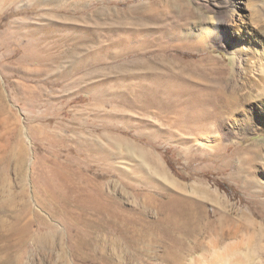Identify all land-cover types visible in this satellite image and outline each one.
<instances>
[{
  "label": "rangeland",
  "instance_id": "rangeland-1",
  "mask_svg": "<svg viewBox=\"0 0 264 264\" xmlns=\"http://www.w3.org/2000/svg\"><path fill=\"white\" fill-rule=\"evenodd\" d=\"M261 25L264 0H0V264L263 263L264 119L215 102Z\"/></svg>",
  "mask_w": 264,
  "mask_h": 264
},
{
  "label": "bare ground",
  "instance_id": "bare-ground-1",
  "mask_svg": "<svg viewBox=\"0 0 264 264\" xmlns=\"http://www.w3.org/2000/svg\"><path fill=\"white\" fill-rule=\"evenodd\" d=\"M250 1H257V0H250ZM232 4H233V2H231V5ZM238 4H241V2L236 3L233 7L235 9H237L239 7ZM239 9H243V6H241ZM233 12H234V10H233ZM257 13L259 14V12H257ZM260 16H257L258 18H255L254 22L257 25H259L260 23L263 22V20L260 18ZM198 25H199V27L198 26L194 27V29H195L194 32H196L200 35L203 42H207L211 39L216 41V42H219V43L227 42V40L231 39V37H233L235 34L233 32L234 20H232V14H230V16H228V17L227 16H221L220 21L217 23L216 26L214 25L213 28H210L209 22H206L205 20H202L200 23H198ZM197 27H198V29H197ZM245 30L246 31L248 30L249 32H247L246 34H248V35L251 34L253 38L250 37V39H252V40H250L252 43H249V46L246 48L247 49L246 51L243 47L245 57L242 59L243 60L242 61L243 67H240V70H241L240 75L244 74L242 81H240L239 79H236L235 78L236 76L234 74H232L233 76L230 77L231 81H230V83L228 82L229 94H228L227 98H220L219 97L218 99H216L215 102L216 103H223V106H222L223 108H226L227 111H229V112H234V111L238 110L242 104L247 105V103L250 102L251 99H255L254 102L257 105V109L259 110L258 111L259 115H260V117H262L264 119V25H261L257 30H250L248 28H245ZM66 181H67V179H66ZM68 181H70V180H68ZM65 187L66 186H64V188ZM62 190H64V189H62ZM66 190H67V188H66ZM77 192H79V191H77ZM74 193H76V192H74ZM60 194H62V192ZM84 198H86V197H84ZM61 203H62V201H61ZM249 224L250 225L248 226V228L255 226V228L258 229V226L256 224H253V223H249ZM261 231H262V229H261ZM81 241H83V240H81ZM240 242L243 243L242 240ZM247 242H249V241L247 240ZM237 246H238L237 244H233V243L230 246H228L227 250H226L227 255H226V257H224V255H223V257L225 259L228 257V255L233 257V254L237 251L238 248H240L239 246L237 248ZM252 249H253V247H252ZM262 251H263V249H262ZM253 252H256V251L254 250ZM236 255H238V254H236ZM228 259H230V257H228ZM222 262L223 261H221V263ZM232 263H234V261H232ZM261 264H264V261Z\"/></svg>",
  "mask_w": 264,
  "mask_h": 264
}]
</instances>
